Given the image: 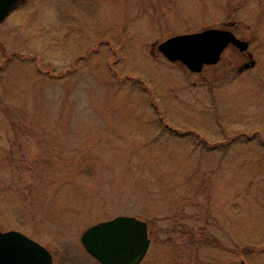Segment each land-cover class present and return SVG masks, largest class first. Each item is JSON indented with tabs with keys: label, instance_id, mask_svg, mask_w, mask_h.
I'll use <instances>...</instances> for the list:
<instances>
[{
	"label": "rangeland",
	"instance_id": "obj_1",
	"mask_svg": "<svg viewBox=\"0 0 264 264\" xmlns=\"http://www.w3.org/2000/svg\"><path fill=\"white\" fill-rule=\"evenodd\" d=\"M207 29L248 52L197 74L158 50ZM118 216L149 225L141 264H264V0H21L0 24V232L101 264L82 235Z\"/></svg>",
	"mask_w": 264,
	"mask_h": 264
},
{
	"label": "water",
	"instance_id": "obj_2",
	"mask_svg": "<svg viewBox=\"0 0 264 264\" xmlns=\"http://www.w3.org/2000/svg\"><path fill=\"white\" fill-rule=\"evenodd\" d=\"M18 0H0V24L5 22ZM248 52L249 42L240 40L229 30L207 29L171 37L158 46L172 63L181 62L193 73L204 66L220 62L230 46ZM252 58V54H249ZM255 66L244 64L240 71ZM88 253L101 264H140L151 245L148 224L133 216H118L89 227L82 235ZM0 264H53L50 251L18 231L0 232ZM245 264V262H242Z\"/></svg>",
	"mask_w": 264,
	"mask_h": 264
},
{
	"label": "trees",
	"instance_id": "obj_3",
	"mask_svg": "<svg viewBox=\"0 0 264 264\" xmlns=\"http://www.w3.org/2000/svg\"><path fill=\"white\" fill-rule=\"evenodd\" d=\"M20 1H21V0H19V1L17 2V4L20 3ZM17 4H16V5H17ZM246 254H247V253H246Z\"/></svg>",
	"mask_w": 264,
	"mask_h": 264
}]
</instances>
